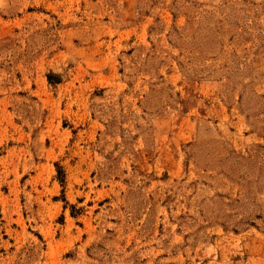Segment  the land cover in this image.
<instances>
[{"label": "rangeland", "instance_id": "374dc122", "mask_svg": "<svg viewBox=\"0 0 264 264\" xmlns=\"http://www.w3.org/2000/svg\"><path fill=\"white\" fill-rule=\"evenodd\" d=\"M0 264H264V0H0Z\"/></svg>", "mask_w": 264, "mask_h": 264}, {"label": "trees", "instance_id": "16d2710c", "mask_svg": "<svg viewBox=\"0 0 264 264\" xmlns=\"http://www.w3.org/2000/svg\"><path fill=\"white\" fill-rule=\"evenodd\" d=\"M60 172H61V170H60Z\"/></svg>", "mask_w": 264, "mask_h": 264}]
</instances>
